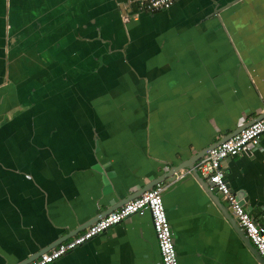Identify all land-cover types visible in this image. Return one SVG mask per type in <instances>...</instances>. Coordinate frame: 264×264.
<instances>
[{
	"label": "crops",
	"instance_id": "obj_1",
	"mask_svg": "<svg viewBox=\"0 0 264 264\" xmlns=\"http://www.w3.org/2000/svg\"><path fill=\"white\" fill-rule=\"evenodd\" d=\"M130 1L0 0V264L73 238L264 116V0L153 14ZM222 167L264 225V136ZM160 185L180 264H260L187 169ZM160 260L146 212L52 264Z\"/></svg>",
	"mask_w": 264,
	"mask_h": 264
},
{
	"label": "built area",
	"instance_id": "obj_2",
	"mask_svg": "<svg viewBox=\"0 0 264 264\" xmlns=\"http://www.w3.org/2000/svg\"><path fill=\"white\" fill-rule=\"evenodd\" d=\"M179 0H131L137 9L143 13H157L170 10ZM264 136V117L255 121L240 133L211 149L196 165V171L209 181L212 190L233 209L238 225L255 246L258 254L264 259V225L260 224L251 213L245 209L236 193L226 180L222 161L244 152H250L260 145ZM163 187L159 184L137 198L127 202L119 209L80 231L73 238L40 254L28 264H52L64 255L91 239L107 232L132 215H144L149 212L152 226L160 250V264H180L174 242L173 232L167 218Z\"/></svg>",
	"mask_w": 264,
	"mask_h": 264
},
{
	"label": "water",
	"instance_id": "obj_3",
	"mask_svg": "<svg viewBox=\"0 0 264 264\" xmlns=\"http://www.w3.org/2000/svg\"><path fill=\"white\" fill-rule=\"evenodd\" d=\"M259 119H261V118H259ZM259 119H257V120H259ZM257 120H255V121H257ZM254 122H252V123H254ZM252 123H246L242 127L241 126L238 127L237 130L233 131L226 138H222L220 141L214 143L213 145L209 146L208 148L202 150L201 152L196 153L192 158H190L188 161L182 163L181 165L176 166V167H172L170 170L166 171V173H164L162 176L157 177L151 183H149L146 186L142 187V189H140V191L136 192V194L132 198H127L125 202L127 203V202L137 198L138 196H140L144 192H146L148 190H151L155 186L164 183L167 179L174 177L181 170H184V169L186 170L187 169L189 174L193 175L195 177V179H197V181L203 187V189L207 192V194L209 195L211 200L215 203V205L223 213V215L225 216L227 221L230 223L231 227L234 229V231L237 233V235L241 238V240L243 241L244 245L248 248V250L256 257L257 261L260 264H264V259L258 254L255 246L252 244V242L249 240V238L245 235L243 229L238 225V222L236 220V215H235L233 209L230 208L229 206H226V205L223 204L220 196L216 192H214L212 190V185L210 184V182L204 180L201 177V175L196 171V168H195L196 163L200 159H202L206 154H208L211 149L215 148L217 145H220L221 143L225 142L226 140L230 139L231 137H234L235 135L240 133L243 129H245L246 127H248ZM237 197H238V195H237ZM238 199H239V197H238ZM79 232H80V230L77 231L76 235ZM62 242H63V240L58 242L56 244V246L59 245ZM53 247H55V246H52L51 248H53ZM34 259H32V260L28 259V261H26L25 263H22V264H28L31 261H33Z\"/></svg>",
	"mask_w": 264,
	"mask_h": 264
},
{
	"label": "flooded vegetation",
	"instance_id": "obj_4",
	"mask_svg": "<svg viewBox=\"0 0 264 264\" xmlns=\"http://www.w3.org/2000/svg\"><path fill=\"white\" fill-rule=\"evenodd\" d=\"M162 12V11H161ZM149 14H153V13H149Z\"/></svg>",
	"mask_w": 264,
	"mask_h": 264
},
{
	"label": "rangeland",
	"instance_id": "obj_5",
	"mask_svg": "<svg viewBox=\"0 0 264 264\" xmlns=\"http://www.w3.org/2000/svg\"><path fill=\"white\" fill-rule=\"evenodd\" d=\"M219 196L221 197V195L219 194Z\"/></svg>",
	"mask_w": 264,
	"mask_h": 264
}]
</instances>
